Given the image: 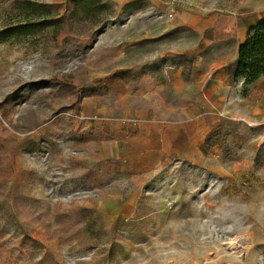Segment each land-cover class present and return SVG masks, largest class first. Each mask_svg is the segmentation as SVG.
I'll return each mask as SVG.
<instances>
[{
    "label": "rangeland",
    "instance_id": "rangeland-1",
    "mask_svg": "<svg viewBox=\"0 0 264 264\" xmlns=\"http://www.w3.org/2000/svg\"><path fill=\"white\" fill-rule=\"evenodd\" d=\"M26 1L73 6L0 0V264H264V122L183 104L166 74L181 54L198 80L201 36L178 21L248 26L264 0H103L104 28L58 33L17 31ZM74 209L98 237L62 218Z\"/></svg>",
    "mask_w": 264,
    "mask_h": 264
},
{
    "label": "crops",
    "instance_id": "crops-1",
    "mask_svg": "<svg viewBox=\"0 0 264 264\" xmlns=\"http://www.w3.org/2000/svg\"><path fill=\"white\" fill-rule=\"evenodd\" d=\"M185 18L178 21L175 26L178 29L185 27L194 29L201 36V43L205 48L202 44L201 48L199 46L194 48L198 67L197 82L185 80L181 60L185 61L186 57L180 54L177 60L170 61L172 65H169L166 74L170 88L178 95V101L185 104L188 99L193 100L195 97L196 100H202L209 95L211 98L208 104L211 106L216 105L219 99H225L224 107L232 114H243L258 122H264V76L251 85H245L243 79L232 78L238 60V48L245 41L250 27L257 22L247 26L239 17L223 13ZM180 53L184 55V52ZM187 87L198 88V91L192 89L188 95L182 92L183 88ZM119 200L122 203L123 200Z\"/></svg>",
    "mask_w": 264,
    "mask_h": 264
},
{
    "label": "trees",
    "instance_id": "trees-1",
    "mask_svg": "<svg viewBox=\"0 0 264 264\" xmlns=\"http://www.w3.org/2000/svg\"><path fill=\"white\" fill-rule=\"evenodd\" d=\"M72 10L68 15L52 14L49 6L30 1L24 2L27 11L25 12L26 21L17 25V31L23 28L47 29L54 27L56 33L62 31L67 25L73 22H89L99 25L100 29L105 27L103 13L108 5L103 0H72ZM36 14V16H34ZM264 76V20L257 22L250 27L247 37L238 48V60L232 72L234 80L243 79L245 85H251ZM65 214L64 219L71 223L70 227L78 225L79 229L89 237L96 238L98 219L93 215L86 214L82 209ZM76 220L74 223L73 221ZM75 231V232H76ZM72 235L66 237L70 239ZM98 237V236H97Z\"/></svg>",
    "mask_w": 264,
    "mask_h": 264
}]
</instances>
